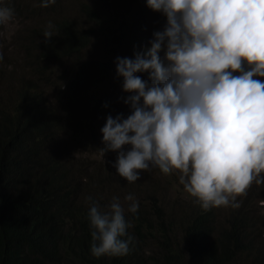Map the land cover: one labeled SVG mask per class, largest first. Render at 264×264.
<instances>
[{"label": "clouds", "instance_id": "clouds-1", "mask_svg": "<svg viewBox=\"0 0 264 264\" xmlns=\"http://www.w3.org/2000/svg\"><path fill=\"white\" fill-rule=\"evenodd\" d=\"M55 0H44L43 7ZM167 23L135 59L117 58L132 113L102 128L118 152L113 165L128 182L158 168L204 210L239 207L253 183L264 184V0H147ZM14 11L0 7V25ZM54 26L44 32L50 41ZM164 52V60L160 53ZM150 73V83L137 73ZM238 73V74H235ZM142 101V103H141ZM125 146H131L124 151ZM91 199V198H89ZM128 208L138 210L133 196ZM93 257L124 256L132 237L117 199L108 211L89 208Z\"/></svg>", "mask_w": 264, "mask_h": 264}, {"label": "trees", "instance_id": "trees-1", "mask_svg": "<svg viewBox=\"0 0 264 264\" xmlns=\"http://www.w3.org/2000/svg\"><path fill=\"white\" fill-rule=\"evenodd\" d=\"M85 11L90 19H97L89 7ZM142 18L139 13L137 32L146 30ZM51 31L50 41L41 39L36 59L68 62L77 58L75 66L70 65L72 75L63 76L57 92L66 105H79L93 83L109 77L112 65L108 60H79L94 29L80 28L66 18ZM84 108L71 121L79 134L94 131V122L109 110L99 104ZM60 118L42 92L30 85L13 111H0V264H234L252 251L257 252L253 264H264V246L252 218L239 213L215 232L211 209L198 210L183 223L187 256L183 260L172 238L173 224H165L166 215L157 203L153 207L157 226L151 224L148 210L124 214L129 227L123 239L133 238L127 255L93 257L89 208L76 202L81 180H75L73 168L49 148ZM149 237L157 241L159 257L146 255Z\"/></svg>", "mask_w": 264, "mask_h": 264}, {"label": "rangeland", "instance_id": "rangeland-1", "mask_svg": "<svg viewBox=\"0 0 264 264\" xmlns=\"http://www.w3.org/2000/svg\"><path fill=\"white\" fill-rule=\"evenodd\" d=\"M43 2L0 0V7L14 11L13 18L0 25V111H13L19 95L28 85L42 92L48 105L61 117V125L50 140L49 148L73 168L75 180H81L76 202L87 208L96 202L102 211H108L115 198L127 215L133 201L125 198L131 195L138 202V210H148L154 226L159 222L158 214L153 209L154 203H157L166 215L165 224L170 221L173 224L172 238L182 250L183 260H186L182 226L188 216L203 209L186 193L179 182V173L165 175L158 168H152L141 172L140 180L128 182L118 175L113 166L119 153L101 151L106 147L101 130L107 118L119 116L126 119L132 113L130 104L125 102L131 93L123 90L121 76L117 73V58L135 59L137 53L143 54L149 49L155 39L154 33L163 31L166 26V17L149 8L147 0H55L48 7H43ZM85 7L97 14L96 20L86 15ZM139 13L143 15L145 32H137V25L141 23ZM66 18L75 21L80 28L94 29L89 45L80 53L79 60H108L112 65L109 77L93 83L82 94V104L76 106L66 105L60 98L58 100L57 89L61 87L63 76L72 75L71 68L75 66L77 58L68 62H38L36 59L39 55L38 45L47 26H54L57 21ZM164 55L162 51V60ZM137 75L150 83V73ZM97 104L109 110L94 122V131L79 134L71 126V121L84 107L94 109ZM130 147L125 146L124 151L130 150ZM236 203L239 207L211 208L216 217L215 232L229 225L231 217L244 212L259 227L260 241L264 246V184L253 183L246 195L238 197ZM144 247L147 256L157 254L159 257L161 254L157 241L152 238L147 240ZM256 253H244L234 264H253Z\"/></svg>", "mask_w": 264, "mask_h": 264}]
</instances>
